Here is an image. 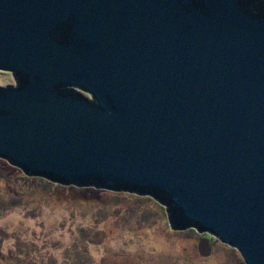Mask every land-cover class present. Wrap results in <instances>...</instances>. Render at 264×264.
I'll return each instance as SVG.
<instances>
[{"label": "water", "instance_id": "water-1", "mask_svg": "<svg viewBox=\"0 0 264 264\" xmlns=\"http://www.w3.org/2000/svg\"><path fill=\"white\" fill-rule=\"evenodd\" d=\"M0 69V158L264 264V0H0Z\"/></svg>", "mask_w": 264, "mask_h": 264}, {"label": "rangeland", "instance_id": "rangeland-1", "mask_svg": "<svg viewBox=\"0 0 264 264\" xmlns=\"http://www.w3.org/2000/svg\"><path fill=\"white\" fill-rule=\"evenodd\" d=\"M15 84L0 69V86ZM0 264H245L195 228H171L149 194L62 184L0 158Z\"/></svg>", "mask_w": 264, "mask_h": 264}, {"label": "trees", "instance_id": "trees-1", "mask_svg": "<svg viewBox=\"0 0 264 264\" xmlns=\"http://www.w3.org/2000/svg\"><path fill=\"white\" fill-rule=\"evenodd\" d=\"M84 97H90V95L88 94V93H81ZM84 184H93L94 183V181H92V180H85L84 182H83Z\"/></svg>", "mask_w": 264, "mask_h": 264}, {"label": "flooded vegetation", "instance_id": "flooded-vegetation-1", "mask_svg": "<svg viewBox=\"0 0 264 264\" xmlns=\"http://www.w3.org/2000/svg\"><path fill=\"white\" fill-rule=\"evenodd\" d=\"M10 72V71H9ZM12 73V72H11ZM13 75V74H12ZM13 77H14V75H13ZM14 79H15V77H14ZM10 85H13V84H10ZM14 85H16V81H15V84ZM81 93H86V92H83V91H81Z\"/></svg>", "mask_w": 264, "mask_h": 264}]
</instances>
